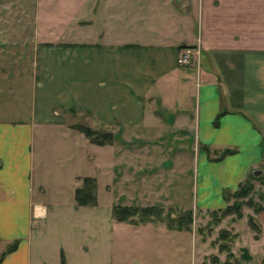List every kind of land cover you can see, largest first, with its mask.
Wrapping results in <instances>:
<instances>
[{"label": "crops", "instance_id": "crops-1", "mask_svg": "<svg viewBox=\"0 0 264 264\" xmlns=\"http://www.w3.org/2000/svg\"><path fill=\"white\" fill-rule=\"evenodd\" d=\"M97 16L98 40L43 43L41 26L27 31L23 19L13 31L0 28V254L18 241L0 264H32V225L48 215L36 192L46 140L55 176L78 177L76 188L87 176L97 188L105 175L117 183L124 160L136 177L193 172L191 192L182 180L129 188L132 200L114 206L202 216L230 205V194L263 169L264 0H99ZM126 29L131 36L121 35ZM187 47L200 56L181 66ZM76 118L113 133V142L93 143ZM164 145H191L195 154L175 146L164 168V153H156ZM76 160L79 171L67 167ZM257 241L264 261V225Z\"/></svg>", "mask_w": 264, "mask_h": 264}, {"label": "rangeland", "instance_id": "rangeland-1", "mask_svg": "<svg viewBox=\"0 0 264 264\" xmlns=\"http://www.w3.org/2000/svg\"><path fill=\"white\" fill-rule=\"evenodd\" d=\"M98 8L99 0H0V15H3L0 28L13 31V27L17 29L14 22L23 19L27 31L33 29L34 24L41 26L43 43L52 37L58 41L98 40L103 33ZM107 28L113 27L108 25ZM125 31L129 34L126 29L121 35ZM74 120L81 123L75 126L85 123V119ZM175 146L176 149L185 148L189 157L195 151L191 145H164L162 150L156 151L164 153V159L160 160V164L165 163L164 168L171 166L173 159L169 151ZM38 151L43 159L37 166V180L43 188H36V192L46 203L48 215L32 225V264H61L62 254L67 264H245L241 247H248L255 253L256 259L250 261L251 264H264L263 258L258 257L257 241L264 225V173L250 174L243 183L252 185L246 196L240 198L230 194V205L240 204L242 217L235 211L224 216L222 210L227 206L218 210L206 208L202 216L192 209L193 223L187 230L179 231L169 229L167 221L141 227L119 223L113 218V208L115 203L125 204L132 200L129 188H176L182 180L185 190L191 192L196 184L192 171L183 178L168 174V171L164 176L158 173L136 177L131 173L130 160H124L122 165L127 169L117 183L108 175L101 179L102 186L97 188L98 204L80 206L75 198L79 178L65 180L55 176L57 170L51 167L48 159L51 152L48 140L38 146ZM80 163L76 160L67 167L77 171ZM79 184L82 185L83 180H79ZM182 210L166 207L162 214L165 217L170 211L172 216H179ZM213 211L218 212L216 218L223 217L216 219Z\"/></svg>", "mask_w": 264, "mask_h": 264}, {"label": "trees", "instance_id": "trees-1", "mask_svg": "<svg viewBox=\"0 0 264 264\" xmlns=\"http://www.w3.org/2000/svg\"><path fill=\"white\" fill-rule=\"evenodd\" d=\"M184 49V48H183ZM79 131L84 133L88 138L91 139L93 143L99 145L111 144L114 140V135L111 132L96 130L88 125L75 126ZM252 190V185L245 186L241 184L239 189L232 195L237 197L246 196L249 191ZM76 201L80 206H96L98 204V194H97V180L94 177H84L83 184L76 189ZM236 205V206H235ZM173 211V209H171ZM224 216L233 213V211L239 213V217H242L241 205L234 203V205H228L222 210ZM170 212V211H169ZM166 213L165 217L164 208L148 206V207H138V206H128V205H115L113 208V218L119 223H127L133 226L145 225L148 223L155 222H166L169 229L172 230H185L188 226L193 223V210L187 209L182 210L179 216H172L170 213ZM217 211H213L212 214L216 218ZM223 216H218L216 219H221ZM186 229V230H187ZM222 234V233H221ZM225 236V234H222ZM18 246V241H14L8 245L6 250L0 254V263L4 257L14 251ZM61 264H67L65 255L62 254Z\"/></svg>", "mask_w": 264, "mask_h": 264}, {"label": "built area", "instance_id": "built-area-1", "mask_svg": "<svg viewBox=\"0 0 264 264\" xmlns=\"http://www.w3.org/2000/svg\"><path fill=\"white\" fill-rule=\"evenodd\" d=\"M199 56V48L187 47L181 50V53L178 57V63L181 66H190Z\"/></svg>", "mask_w": 264, "mask_h": 264}, {"label": "water", "instance_id": "water-1", "mask_svg": "<svg viewBox=\"0 0 264 264\" xmlns=\"http://www.w3.org/2000/svg\"><path fill=\"white\" fill-rule=\"evenodd\" d=\"M261 173H264V169L256 170L254 172L255 175H260ZM241 258L245 261V264H250V260L253 258L250 250L248 247H241Z\"/></svg>", "mask_w": 264, "mask_h": 264}]
</instances>
